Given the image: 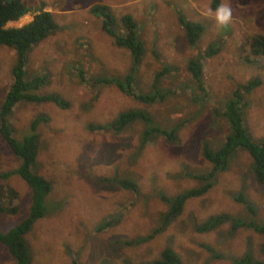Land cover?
Segmentation results:
<instances>
[{
  "label": "rangeland",
  "instance_id": "374dc122",
  "mask_svg": "<svg viewBox=\"0 0 264 264\" xmlns=\"http://www.w3.org/2000/svg\"><path fill=\"white\" fill-rule=\"evenodd\" d=\"M22 1L30 9L24 15L32 16L42 8L51 12L57 24V29L27 54L26 77L38 72L47 79L30 92L58 94L69 102L60 108L48 100L20 101L11 118L18 140L29 134L35 117L47 118L35 130L39 144L35 170L50 181L51 190L45 199V214L24 235L33 263L139 264L158 258L167 246L184 264H233V257L244 254L263 259L264 235L250 228L234 231L226 221L208 231L196 230L197 225L219 214L264 220V183L251 175L249 151L237 147L226 168L211 178L194 175L212 169L203 157V145L216 150L224 144L230 127L220 115L223 105L237 85L252 79H259L260 84L244 93L243 125L250 139H264V59L253 54L249 45L253 36L264 34V0H221L233 9L232 22L225 29L204 15L211 0ZM95 4L107 5L117 20L125 13L134 17L144 46L132 78L134 93L151 95L158 90L162 99L144 102L115 84L98 83L91 88L79 76L81 71L89 78L123 80L132 65L130 51L115 45L102 29V19L92 13ZM178 14L203 25L195 45L188 43ZM28 16L9 26L21 25ZM115 28L123 33L120 23ZM211 43L217 52L202 59L198 82L187 64ZM15 61L13 47H0V106ZM163 66L171 69L154 89L155 73ZM130 109L151 115L150 122L136 119L120 132L99 129ZM179 122L183 124L174 140L154 132L141 144L146 129L171 131ZM19 165L20 158L0 134V186L15 190L13 202L18 207L15 213L0 214L2 232L28 215L31 189L16 172ZM4 173H8L6 178ZM113 177L131 179L137 190L121 187ZM207 182L211 185L208 190L188 198L180 215L162 231L138 242L159 227L169 210L162 195L172 199ZM240 193L255 213L238 200ZM105 221L108 225L98 228ZM206 247L220 257H214ZM0 264H17L1 243Z\"/></svg>",
  "mask_w": 264,
  "mask_h": 264
},
{
  "label": "trees",
  "instance_id": "16d2710c",
  "mask_svg": "<svg viewBox=\"0 0 264 264\" xmlns=\"http://www.w3.org/2000/svg\"><path fill=\"white\" fill-rule=\"evenodd\" d=\"M221 0H211V7L215 9ZM29 7L22 0H0V45L13 47L16 50V61L11 68L12 81L5 93L4 99L0 106V134L4 141L8 144L12 152L20 158V165L16 172L29 185L31 189V203L29 206L28 215L21 222L6 232L0 230V243L6 247L8 252L14 257L17 264H34L29 250V245L25 241L24 235L30 231L33 222L45 214L46 205L45 199L51 190L49 180L36 172V157L38 153V135L35 132L36 127L42 121H47L43 116L35 117L30 123V132L21 140L16 139L12 115L14 108L20 101H52L60 108H66L69 102L63 99L58 94L36 95L30 91L39 89L47 82L46 74H34L33 77H26V62L27 54L34 44L46 38L49 34L57 29V24L53 19L51 12L40 9L33 15L29 22L15 27H6L9 21L18 20L21 16L29 11ZM92 13L102 19V29L112 36L113 43L117 46L128 49L132 56V65L129 72L121 78H102L101 76L88 77L83 74L79 76L84 79L88 86L94 88L98 83L116 84L121 90L128 94H132L138 100L153 103L157 99H162L164 96L156 90L151 95L135 94L132 87L133 76L137 70L144 53L143 42L139 35L138 25L134 17L130 13H125L117 20L111 13L110 8L105 4H95L91 8ZM179 22L182 24L188 43L193 46L196 44L204 27L201 23L188 20L181 14H178ZM120 23L123 33L116 31V24ZM250 49L253 54L259 55L264 59V34H257L251 38ZM217 52L214 45L211 43L208 49L199 53L197 59L190 60L187 64V70L192 75L193 79L201 82L203 73L202 59ZM171 67L163 66L157 71L154 76L153 86L157 89V82L160 77L170 71ZM127 85L128 88L124 85ZM260 84L259 79H252L244 84H239L232 91L230 97L225 101L220 115L227 121L230 131L226 135L224 144L216 150L210 148L207 144L203 145V157L212 164V169L207 174H195V177L202 179L211 178L218 170L226 168L231 154L241 146L246 148L252 158L251 175L260 183H264V139L254 141L250 139L243 125V112L246 107L244 93L250 92L253 88ZM203 88V86H200ZM151 115L144 111L130 109L121 112L112 122L98 126L99 129L108 127L116 132L122 131L128 124L136 119H141L145 122H150ZM183 124L177 123L171 131H166L153 127L146 129L143 132L141 144L145 145L151 133H161L166 136L169 141L175 139L176 130ZM32 130V131H31ZM8 173L3 174L6 178ZM112 181L121 187L136 191L137 185L129 178L113 177ZM207 182L199 188L187 190L174 198L162 195V200L169 204V210L164 213L162 223L152 232L138 238V242L146 241L154 237V235L163 230L165 225L173 218L180 215L184 207L185 201L194 196H199L206 192L210 187ZM17 196L15 190L4 189L0 186V214L15 213L18 209L14 204L13 199ZM238 200L255 213V208L246 201L243 194L240 193ZM230 221L232 229L236 231L238 228H250L258 234L264 235V220L257 222L255 220H243L240 217H233L229 214H219L209 217L204 223L196 226L198 231H208L215 228L217 225ZM108 225V221L103 222L98 228L102 229ZM212 253L211 247H206ZM264 254V242L261 247ZM214 257H220V254L212 253ZM233 264H264L263 259H255L250 254H244L231 259ZM73 264H75L73 262ZM139 264H184L179 255L172 249L171 246L165 247L160 256L149 262H141Z\"/></svg>",
  "mask_w": 264,
  "mask_h": 264
},
{
  "label": "clouds",
  "instance_id": "9594fccd",
  "mask_svg": "<svg viewBox=\"0 0 264 264\" xmlns=\"http://www.w3.org/2000/svg\"><path fill=\"white\" fill-rule=\"evenodd\" d=\"M204 15L212 19L220 29L227 28L233 19V9L228 2L220 3L213 9L211 6L205 9Z\"/></svg>",
  "mask_w": 264,
  "mask_h": 264
},
{
  "label": "crops",
  "instance_id": "0c3cea01",
  "mask_svg": "<svg viewBox=\"0 0 264 264\" xmlns=\"http://www.w3.org/2000/svg\"><path fill=\"white\" fill-rule=\"evenodd\" d=\"M47 11H48V10H47ZM28 12H29V11H28ZM36 13H37V12H36ZM34 14H35V13H34ZM34 14H33V15H34ZM33 15H32V16H28V15H23V16H21L19 19H22V18H25V16H28V17H27V20L24 21L23 23H21V25H23V24L29 22L30 20H32ZM19 19H18V20H19ZM18 20L7 22V23H6V27L21 26V25H10V26H9V24H13L14 22H17ZM49 35H50V34H49ZM49 35H48V36H49ZM48 36H47V37H48ZM47 37H46V38H47ZM46 38H44V39H46ZM44 39H43V40H44ZM41 41H42V40H40L39 42H41ZM39 42H37V43H39ZM37 43H36V44H37ZM34 45H35V44H34ZM34 45H33V46H34ZM33 46H32V47H33ZM0 47H8V46L0 45ZM8 48H11V47H8ZM30 50H31V49H30ZM30 50H29V51H30ZM25 70H26V73H27V69H26V67H25ZM79 73L83 74V76L86 77V78L89 77V76L84 75V72L82 73V72L80 71ZM34 74H40V73H38V72H34L33 75H34ZM95 76H97V75H95ZM112 76H115V75H112ZM11 81H12V80H11ZM115 85H116V84H115ZM116 86H117V85H116ZM117 87H118V86H117ZM118 88H119V87H118Z\"/></svg>",
  "mask_w": 264,
  "mask_h": 264
}]
</instances>
